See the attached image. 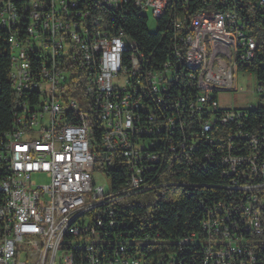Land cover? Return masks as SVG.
Masks as SVG:
<instances>
[{
  "label": "built area",
  "instance_id": "1",
  "mask_svg": "<svg viewBox=\"0 0 264 264\" xmlns=\"http://www.w3.org/2000/svg\"><path fill=\"white\" fill-rule=\"evenodd\" d=\"M89 5L130 6L156 22L169 0H0L10 85L24 98L0 137V264H174L172 253L168 261L149 257L158 235L123 240L126 224L110 204L171 185L161 168L176 159L204 171L217 162L231 193L199 204L203 238L185 237L178 251L198 244L201 264H258L264 122L253 133L240 120L264 109V80L240 68L255 60L257 47L239 14L198 12L186 28L174 14L170 57L149 69L137 44L109 33ZM262 7L264 0L243 6ZM239 73L254 77L256 105L220 107V93L241 92ZM110 173L124 185L112 189ZM34 176L48 183L37 185Z\"/></svg>",
  "mask_w": 264,
  "mask_h": 264
},
{
  "label": "trees",
  "instance_id": "2",
  "mask_svg": "<svg viewBox=\"0 0 264 264\" xmlns=\"http://www.w3.org/2000/svg\"><path fill=\"white\" fill-rule=\"evenodd\" d=\"M187 1V6L181 8V5L169 0L167 13L156 21L157 30L154 33L147 29L148 18L141 16L130 6L127 12L107 8L98 10L92 5L89 7L94 13H100L104 27L109 33L115 36L122 33L137 44L149 69H157L170 57L176 35L169 22L174 14L183 19L186 28L190 17L198 12L223 13L235 10L245 26V32L253 38L257 47L255 60L248 66L240 65V68L246 72L254 71L257 80H264V70L260 66V63L264 62V8L252 12L243 8H248L258 0H243L242 3L235 4L230 0ZM185 33L186 31H183L181 35ZM9 59L7 36L0 31V137L11 129L15 107L24 99L11 89ZM240 121L244 130L257 132V128L260 129L264 122V109L248 111ZM224 129L225 127L218 128L219 136L224 133ZM167 159H170V155ZM162 172L165 173L166 180L171 181V185L111 202L114 219L126 224L124 230L120 231L121 237L125 240L142 238L145 235L154 238L158 235L157 243L148 249L149 257L153 260L161 257L167 260V254L172 253V257L176 259L174 264H201L198 244L190 246L188 252L181 253L177 249V243L191 234H195L199 239L203 238L201 222L205 213L204 209L199 207L200 203L207 207L231 196V193L228 194V191L223 189L224 181L220 175V167L215 162L204 171L195 168L185 159H176L173 163L170 161L164 165ZM108 176L112 189L124 185V177L113 173ZM253 241L256 242V252L259 255L258 264H264V233L260 237H253ZM142 252L146 253L144 250Z\"/></svg>",
  "mask_w": 264,
  "mask_h": 264
},
{
  "label": "rangeland",
  "instance_id": "3",
  "mask_svg": "<svg viewBox=\"0 0 264 264\" xmlns=\"http://www.w3.org/2000/svg\"><path fill=\"white\" fill-rule=\"evenodd\" d=\"M147 29L149 32H156L157 24L155 20L148 14ZM255 80L254 77L248 74H238V89H241L237 92H227L220 93L218 95L219 106L226 109H244L248 106H254L257 103L256 98L254 97L255 91ZM97 179L98 185L105 184V180L99 177H93ZM32 180L37 185L47 184L48 180L43 176H34Z\"/></svg>",
  "mask_w": 264,
  "mask_h": 264
}]
</instances>
